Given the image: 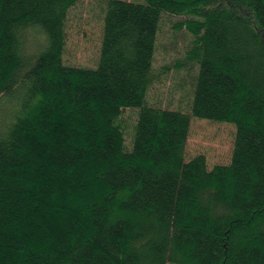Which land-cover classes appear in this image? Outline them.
I'll return each mask as SVG.
<instances>
[{"label":"trees","instance_id":"16d2710c","mask_svg":"<svg viewBox=\"0 0 264 264\" xmlns=\"http://www.w3.org/2000/svg\"><path fill=\"white\" fill-rule=\"evenodd\" d=\"M78 1L0 0V264H264V0H99L94 68L63 61ZM164 15L189 112L146 100ZM191 116L234 125L228 164L186 159Z\"/></svg>","mask_w":264,"mask_h":264},{"label":"rangeland","instance_id":"374dc122","mask_svg":"<svg viewBox=\"0 0 264 264\" xmlns=\"http://www.w3.org/2000/svg\"><path fill=\"white\" fill-rule=\"evenodd\" d=\"M104 7V2L99 0H79L70 8L65 23V64L94 68L99 57ZM183 19L164 15L160 22L152 64L156 79L148 90L146 100L151 106L189 112L188 86L196 68L192 67L190 75L183 72L177 74L174 69H163L180 58L192 40L185 29L173 28ZM183 77L185 81L180 86L178 80ZM136 112L135 108L125 109L120 117L126 149L131 146ZM234 138V125L191 116L185 157L190 159L199 154L204 155L209 169L228 164Z\"/></svg>","mask_w":264,"mask_h":264}]
</instances>
